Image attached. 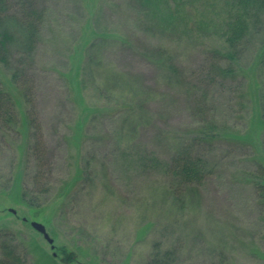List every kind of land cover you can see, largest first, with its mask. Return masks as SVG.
Listing matches in <instances>:
<instances>
[{
  "label": "rangeland",
  "instance_id": "obj_1",
  "mask_svg": "<svg viewBox=\"0 0 264 264\" xmlns=\"http://www.w3.org/2000/svg\"><path fill=\"white\" fill-rule=\"evenodd\" d=\"M8 1L20 20L23 0ZM195 1L210 29L159 35L169 72L116 43L143 27L128 0H35L25 90L0 63L12 117L0 118V246L26 264H264V10L220 80L211 26L229 0ZM183 152L203 161L199 182L173 174Z\"/></svg>",
  "mask_w": 264,
  "mask_h": 264
},
{
  "label": "trees",
  "instance_id": "obj_2",
  "mask_svg": "<svg viewBox=\"0 0 264 264\" xmlns=\"http://www.w3.org/2000/svg\"><path fill=\"white\" fill-rule=\"evenodd\" d=\"M131 2V6L138 7L139 12L135 13V22H140L143 27L138 30H132L131 37L116 40L119 46H125L128 50L138 51L137 49L144 45V50L148 51L150 55L159 64L160 70H169V72L175 71L174 59L171 55L165 54L159 47L158 39L159 35L167 33H178L182 32V28L191 29L194 25H198L200 30L210 29V22L206 18V22L202 23L203 20L197 19L196 15L193 14L191 7L196 3L195 0H128ZM9 1L0 0V63L4 67L11 71V77L14 84L18 87H23L27 82L21 83V79L24 80L26 65L30 64L33 57V52L36 48L38 40L36 38L39 28L42 26V17L37 10H35V0H23L21 5L25 7L23 16L18 20L17 16L9 14ZM229 11L227 17L223 19L221 25L213 24L211 28H219L221 34L219 39L224 45V52L217 49L210 50V55L213 60V70L217 79L223 77H230L234 75L235 59L239 57L241 43L248 32V17L252 14H258L264 10V0H229ZM23 7V8H24ZM191 14V15H190ZM143 18V21L141 20ZM197 19V20H196ZM197 21V23H196ZM195 23V24H194ZM194 24V25H193ZM190 26V28H189ZM14 28V32L13 29ZM17 28V30H16ZM137 31L142 32L145 40L154 38L155 44L146 42L141 39V36H136ZM20 34L22 40L16 38L15 34ZM149 36L150 38L146 37ZM133 40L134 42H131ZM137 40V42L135 41ZM150 41V40H149ZM150 43V44H149ZM14 53H19V58L15 59L12 63ZM168 63L167 67H164ZM13 64L15 65L13 67ZM171 75V74H170ZM19 87V88H20ZM20 90H25L20 88ZM24 95V93L22 92ZM7 104L9 105L7 107ZM10 98L8 95L0 89V118L4 119L9 123L12 119L11 113L9 112ZM30 124L33 125V118L29 119ZM212 139V137H211ZM31 151L40 153V145L36 143L31 146ZM189 153V152H188ZM186 153L183 152L181 156L175 157L172 162L173 174L180 176L186 182H199L204 176V171L201 168L203 161L200 158H187ZM185 157L184 160L179 161L180 158ZM38 158V157H37ZM187 158V159H186ZM38 172L35 178L39 179ZM264 176V175H263ZM258 191L263 188V185H257ZM46 191V190H45ZM264 190H262V194ZM24 194L22 193V196ZM2 252L0 253V264H26L18 253L14 250H8L6 245L0 246Z\"/></svg>",
  "mask_w": 264,
  "mask_h": 264
},
{
  "label": "water",
  "instance_id": "obj_3",
  "mask_svg": "<svg viewBox=\"0 0 264 264\" xmlns=\"http://www.w3.org/2000/svg\"><path fill=\"white\" fill-rule=\"evenodd\" d=\"M11 212L14 213L13 210H11ZM30 225H31V227H32L35 231H37L38 233H40V234L43 236V238H44V239H45V240L51 245V248H53V245H52L53 240H52V238H50L49 235L47 234V232H46V230H45V227H44L42 224H40V223H38V222H35V221H32V222L30 223Z\"/></svg>",
  "mask_w": 264,
  "mask_h": 264
}]
</instances>
